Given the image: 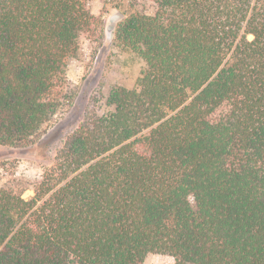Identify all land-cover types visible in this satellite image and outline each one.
<instances>
[{
    "label": "trees",
    "instance_id": "16d2710c",
    "mask_svg": "<svg viewBox=\"0 0 264 264\" xmlns=\"http://www.w3.org/2000/svg\"><path fill=\"white\" fill-rule=\"evenodd\" d=\"M90 1L0 0V146L70 99ZM112 1L144 67L86 109L31 198L0 187V264H264V0Z\"/></svg>",
    "mask_w": 264,
    "mask_h": 264
},
{
    "label": "rangeland",
    "instance_id": "374dc122",
    "mask_svg": "<svg viewBox=\"0 0 264 264\" xmlns=\"http://www.w3.org/2000/svg\"><path fill=\"white\" fill-rule=\"evenodd\" d=\"M89 7L95 18L94 25L89 32L81 35L78 52L68 64L70 99L42 128L32 144L22 148L0 146V187L12 186L18 191L24 190V199L33 196L32 186L52 167L56 152L83 120L86 109L94 105L99 113L103 112L111 87L131 89L144 67L135 54L117 45L114 36L106 39L107 19L116 11L113 1L91 0ZM143 264H173V259L150 255Z\"/></svg>",
    "mask_w": 264,
    "mask_h": 264
},
{
    "label": "water",
    "instance_id": "95a60500",
    "mask_svg": "<svg viewBox=\"0 0 264 264\" xmlns=\"http://www.w3.org/2000/svg\"><path fill=\"white\" fill-rule=\"evenodd\" d=\"M123 18H124V15L120 11H117V10L109 15L106 25H105V36L107 40H110L113 38L116 26Z\"/></svg>",
    "mask_w": 264,
    "mask_h": 264
}]
</instances>
